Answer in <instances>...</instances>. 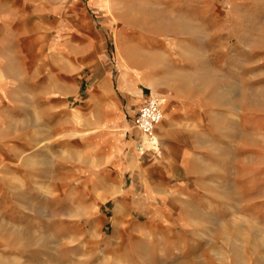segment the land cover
Here are the masks:
<instances>
[{
	"label": "rangeland",
	"instance_id": "obj_1",
	"mask_svg": "<svg viewBox=\"0 0 264 264\" xmlns=\"http://www.w3.org/2000/svg\"><path fill=\"white\" fill-rule=\"evenodd\" d=\"M68 1L39 57L67 20L94 47L6 111L0 264H264V0ZM131 72L163 101L152 136Z\"/></svg>",
	"mask_w": 264,
	"mask_h": 264
},
{
	"label": "crops",
	"instance_id": "obj_2",
	"mask_svg": "<svg viewBox=\"0 0 264 264\" xmlns=\"http://www.w3.org/2000/svg\"><path fill=\"white\" fill-rule=\"evenodd\" d=\"M61 5L63 9L65 7L66 13L69 14V1L61 0ZM53 9V0H0L1 127L6 125V111L27 108L20 105V95L29 93L36 87L37 78L41 74L38 69L39 61L47 62L48 57L52 60L53 54L60 53V51L63 54H68L71 51L70 47H73L77 52L75 53L78 57V64L80 62L85 64L86 50L94 47L93 37L87 36L84 25L77 17L78 20H73L72 23L68 20L63 22L57 38H53L51 34L48 39L42 41V53L39 57L38 30L39 28H46L48 24L43 18L40 20L39 17H43L47 12L52 13ZM68 17L66 16V18ZM50 25V29H52L53 24ZM96 36L100 39V33H97ZM128 78L137 83V88L141 93L124 90L121 88L120 79L118 86L121 92L132 96L133 102L127 111L136 113L150 95H154V93L149 92L146 94L145 88L148 86L145 85L146 83L138 82L137 76L133 72L128 75ZM103 82V87L109 91L111 88L109 78L106 77ZM139 84H142L143 87ZM135 106L138 107L134 109ZM253 116L255 122L259 121L260 124L262 121L264 122V110L255 109ZM4 140V133L0 131V150L3 153L5 152ZM128 144L132 145L131 142ZM143 146L142 143V148ZM139 149L140 147L136 144V153L143 154L147 151L145 146L142 151Z\"/></svg>",
	"mask_w": 264,
	"mask_h": 264
},
{
	"label": "built area",
	"instance_id": "obj_3",
	"mask_svg": "<svg viewBox=\"0 0 264 264\" xmlns=\"http://www.w3.org/2000/svg\"><path fill=\"white\" fill-rule=\"evenodd\" d=\"M164 111L160 99L150 95L134 116V125L145 135L152 136L162 122Z\"/></svg>",
	"mask_w": 264,
	"mask_h": 264
}]
</instances>
